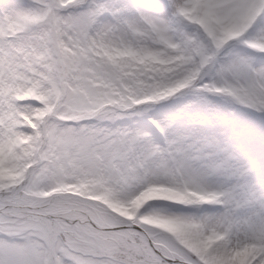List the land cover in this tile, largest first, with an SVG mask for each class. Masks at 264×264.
<instances>
[{"label": "snow or ice", "instance_id": "obj_1", "mask_svg": "<svg viewBox=\"0 0 264 264\" xmlns=\"http://www.w3.org/2000/svg\"><path fill=\"white\" fill-rule=\"evenodd\" d=\"M0 264H264V0H0Z\"/></svg>", "mask_w": 264, "mask_h": 264}]
</instances>
